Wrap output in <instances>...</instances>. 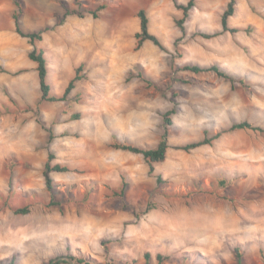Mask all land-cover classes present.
<instances>
[{
    "label": "rangeland",
    "instance_id": "1",
    "mask_svg": "<svg viewBox=\"0 0 264 264\" xmlns=\"http://www.w3.org/2000/svg\"><path fill=\"white\" fill-rule=\"evenodd\" d=\"M15 1L0 0V264H142L145 252L150 264L158 253L165 264H264V132L228 131L244 121L264 129V0H236L229 23L242 30L210 39L198 33L221 30L230 0H198L185 33L172 0H17L23 30L44 31L34 46L15 31ZM63 5L106 9L64 19ZM140 10L165 50L135 49ZM34 48L52 95L82 66L66 101L40 99ZM187 64H217L234 81ZM222 131L211 145L177 148ZM165 133L170 148L153 173L112 146L152 149ZM50 153L69 167L52 173V192ZM81 243L100 251L89 257Z\"/></svg>",
    "mask_w": 264,
    "mask_h": 264
},
{
    "label": "trees",
    "instance_id": "2",
    "mask_svg": "<svg viewBox=\"0 0 264 264\" xmlns=\"http://www.w3.org/2000/svg\"><path fill=\"white\" fill-rule=\"evenodd\" d=\"M175 4V7L182 12L181 19H177L175 21L177 27L183 32H186L185 24L190 18L191 10H193L197 6L198 0H188L187 3H181L179 0H172ZM15 7L16 10H14L12 14V18L14 20L15 25V31L16 33L21 36L22 38L28 39L29 43L34 46L37 42L41 41L43 39V33L44 31L39 32H26L23 30L22 23H21V15H22V5L19 1H15ZM236 0H230L227 4L226 8L224 9V12L221 16V30L215 31L212 33L208 32H199L198 34L204 38L210 39L215 38L220 35H223L225 33H232L235 34L242 29L238 27H231L230 26V19L234 16L236 11ZM65 9L64 13V19L69 16H78L80 18H84L87 15H91L94 19H98L100 17V13L106 9L105 5H100L96 8V10H86L85 12H78L76 10H71L68 8V6L63 5ZM138 17L140 19V30L136 33V46L135 49L139 50L142 48L145 42H152L154 45L158 46L162 50H165V47L162 45L159 38L152 34L150 32L149 28V19L144 10H140L138 13ZM63 21H60L58 25L62 24ZM28 58L36 63L37 65V73H38V80L40 85V92L41 97L40 99L42 101H66L71 92L75 89L76 83L78 81H81L83 78L79 75V72L82 71V66H80L78 69H76L74 77L69 81L67 87L65 88V91L62 96L58 97L51 94L52 87L50 83L48 82V73H49V67L47 64L46 56L43 50H37L34 48L31 52L28 54ZM182 70L193 72L195 74L201 73V72H215L220 77L230 79L231 81H234V78H232L230 75L226 73L225 70H223L219 65L212 64L209 66H202L199 64H187L182 67ZM141 77H143L141 75ZM175 113V110H172L170 112H167L164 115V121L165 124L170 126L173 124L171 115ZM236 130H253V131H260L264 132V129L260 127H256L252 125L251 123L244 121L239 123H234L228 131H236ZM227 131H222L217 134H215L212 137H208L207 133H205V136L203 139L198 141L189 142L183 145L178 146L177 148L186 152H191L192 150H195L197 148H200L205 145H211L215 140L220 138L223 133ZM51 140H53V136L50 137ZM113 148L130 152L133 154H138L143 156V158L146 160V162L149 164L150 172L153 173L155 171L154 165L157 163L164 162L167 156L168 149L170 148V144L168 142V135L165 133L162 137V139L159 141L157 146L152 149L144 148L142 146H138L132 143L128 142H118L115 141L113 143ZM55 159V156L50 153L48 156V160L44 164V170H43V176L45 179V185L49 192H52L54 188L56 187V183L54 178L52 177V173H65L69 171V167L62 164H52V160ZM158 182H162L161 175L157 176ZM52 205H60L59 203H52ZM17 213H28V209H21L16 210ZM236 256L240 260L241 259V252L239 250H236ZM144 264H150L152 260V254L150 252L144 253ZM70 258L79 264H89L87 261H84L82 259H77L75 256H70ZM155 259L157 261V264H165L166 257H164L162 254L158 253L155 256ZM12 264V263H11ZM56 264H69L66 261H59ZM98 264H105V263H98Z\"/></svg>",
    "mask_w": 264,
    "mask_h": 264
},
{
    "label": "crops",
    "instance_id": "3",
    "mask_svg": "<svg viewBox=\"0 0 264 264\" xmlns=\"http://www.w3.org/2000/svg\"><path fill=\"white\" fill-rule=\"evenodd\" d=\"M95 241H97V243L100 242L99 240H95ZM80 248H82V250H85L88 253L89 257L91 256V254L93 255L96 252L100 251V249L95 250V249L90 248V246L87 245L86 243L85 244L81 243ZM144 263H145V261L142 264H144Z\"/></svg>",
    "mask_w": 264,
    "mask_h": 264
},
{
    "label": "water",
    "instance_id": "4",
    "mask_svg": "<svg viewBox=\"0 0 264 264\" xmlns=\"http://www.w3.org/2000/svg\"><path fill=\"white\" fill-rule=\"evenodd\" d=\"M59 261H66L68 262L69 264H79V263H76L74 262L70 257H59L57 259H55L52 264H56L57 262Z\"/></svg>",
    "mask_w": 264,
    "mask_h": 264
},
{
    "label": "bare ground",
    "instance_id": "5",
    "mask_svg": "<svg viewBox=\"0 0 264 264\" xmlns=\"http://www.w3.org/2000/svg\"><path fill=\"white\" fill-rule=\"evenodd\" d=\"M171 234H173V233H171ZM169 235V234H168ZM168 235H166V237L168 236ZM174 236V235H173ZM169 237H170V235H169ZM174 238V237H173ZM164 239V238H163ZM171 240H172V238H171Z\"/></svg>",
    "mask_w": 264,
    "mask_h": 264
}]
</instances>
